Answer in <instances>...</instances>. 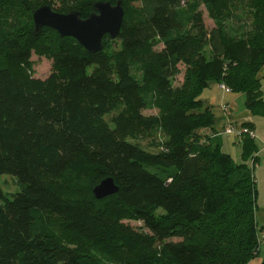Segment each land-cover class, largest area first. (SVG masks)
Segmentation results:
<instances>
[{
    "label": "trees",
    "instance_id": "trees-1",
    "mask_svg": "<svg viewBox=\"0 0 264 264\" xmlns=\"http://www.w3.org/2000/svg\"><path fill=\"white\" fill-rule=\"evenodd\" d=\"M101 1L123 3L121 48L109 52L107 36L91 54L53 29L37 36L40 7L0 0V177L21 186L7 200L0 185V264H250L254 170L217 141L196 142L216 117L194 111L218 83L264 115V0ZM93 4L73 12L86 19ZM34 55L52 61L47 78L35 77ZM135 127L160 131L162 152L131 142ZM242 146L255 154V138ZM108 177L120 190L98 200Z\"/></svg>",
    "mask_w": 264,
    "mask_h": 264
},
{
    "label": "rangeland",
    "instance_id": "rangeland-1",
    "mask_svg": "<svg viewBox=\"0 0 264 264\" xmlns=\"http://www.w3.org/2000/svg\"><path fill=\"white\" fill-rule=\"evenodd\" d=\"M32 8L37 9L38 7L43 6H49L51 7L55 12L61 13V14H68L73 11H82L84 15H86V6L89 4L90 6L96 2L101 0H78V3L76 4H66L63 3L62 0H27ZM114 3L118 0H112ZM210 21H208V24ZM49 38H55L54 34H47ZM105 45L108 48L109 52H114L116 50H119L121 48V42L117 39L110 40L109 42H105ZM32 61L34 62V73L36 78H47L53 71V63L51 60H48L46 58H40L36 55L32 57ZM183 82V74L180 75L176 81L174 82L175 88L181 87ZM208 89V88H207ZM206 90V89H205ZM205 90L202 92H205ZM263 91H264V81H263ZM204 97H207L209 100L212 99L210 104L212 105V109L215 112L216 115H219L221 111L224 110V102L226 104L227 99L223 100V94L221 91H214L213 93L205 92ZM201 99L203 97L201 96ZM206 106H208L205 102L204 105L199 108V110H195V114H199L202 112ZM233 107L237 110V113L240 115H246L247 107H246V100L245 98H240L236 102H234ZM145 115H154L156 114V111H145ZM253 119L255 120L254 126H252V129L255 128L256 133V139L255 144L257 146L255 154H251L247 156L246 158L243 157V146L242 142L238 141L233 134H226L223 135L222 140L220 141L221 149L223 152L229 154L234 162L235 165H241L246 164L251 170H254L255 179H256V187L258 191L257 196V222L259 223V235H260V247H259V258L258 259H264V230L262 229L264 227V115H251ZM110 119V117H109ZM246 127V126H245ZM224 130V129H223ZM223 130L221 132H216V127L214 129H202L197 130L193 138L196 142H200V140H203L202 142L204 144H210L214 145L217 140V136H220L219 134L223 133ZM251 137V136H246ZM244 137V139L246 138ZM243 139V140H244ZM165 137L160 131H155L153 133H148L144 130H141L138 127L134 128L133 135L130 139L131 142L139 144L144 149L149 151L152 154H158L162 152L163 145L165 143ZM255 157H258V161L255 164L254 160ZM0 185L3 190L4 196L7 200H10L14 197L16 193H18L21 190V186L18 182V180L12 176L4 175L0 177ZM159 215H162L163 212L159 211ZM131 224L135 228H141L142 223L141 222H126Z\"/></svg>",
    "mask_w": 264,
    "mask_h": 264
},
{
    "label": "water",
    "instance_id": "water-1",
    "mask_svg": "<svg viewBox=\"0 0 264 264\" xmlns=\"http://www.w3.org/2000/svg\"><path fill=\"white\" fill-rule=\"evenodd\" d=\"M125 11L122 1L96 2L92 13L86 19L79 12L61 14L49 6H43L33 12L35 34H41L44 28L55 30L62 38L75 39L85 50L96 54L104 49V38L117 39L123 27ZM120 188L113 177L102 180L93 190L98 200L115 195Z\"/></svg>",
    "mask_w": 264,
    "mask_h": 264
},
{
    "label": "crops",
    "instance_id": "crops-1",
    "mask_svg": "<svg viewBox=\"0 0 264 264\" xmlns=\"http://www.w3.org/2000/svg\"><path fill=\"white\" fill-rule=\"evenodd\" d=\"M260 78L262 79V90H263V81H264V66L262 67L261 71H260ZM221 91L222 94H223V100H226L227 99V102L225 104L224 102V105L229 107L230 109V112H231V119L233 122L237 123L238 125H241V126H245V125H251V129H252V126H254V122L255 120L253 119V117L251 116L252 113L247 109L246 111V115H243V114H239L237 113V110L233 107L234 105V102H236L237 100H239L240 98H245L246 100V96L242 93L240 94H236V93H233V92H226L225 90H223L221 87H220V84L218 83H213L208 89L205 90V92H208L211 94L213 93L214 91ZM205 92L203 93L202 97H203V101L208 105V106H211L212 108V105L210 104L211 102V98L208 100L207 97H204V94ZM263 96H264V91H263ZM210 101V102H209ZM213 111V109H212ZM215 117H216V124H215V127H216V132H221L223 129H225V127L228 126V118L226 117L225 115V112L223 110V112L221 111V113L219 115H216L215 112L213 111ZM255 128L252 129L254 135H255V139L257 138L256 137V133H255ZM220 136H217V142L220 143V141L222 140V137H223V134H219ZM264 140V138H263ZM264 220V219H263ZM261 259H255L253 260L250 264H261Z\"/></svg>",
    "mask_w": 264,
    "mask_h": 264
},
{
    "label": "built area",
    "instance_id": "built-area-1",
    "mask_svg": "<svg viewBox=\"0 0 264 264\" xmlns=\"http://www.w3.org/2000/svg\"><path fill=\"white\" fill-rule=\"evenodd\" d=\"M220 87L226 92H230V90L226 86L220 85ZM224 112H225L226 117L228 118V126L225 127V129L223 130V133H222L223 135L233 134L235 135L236 139L240 142H242V140L246 136H251L252 138H255V135L251 128L238 125L237 123L232 121L230 117L231 112H230L229 107L225 106Z\"/></svg>",
    "mask_w": 264,
    "mask_h": 264
}]
</instances>
